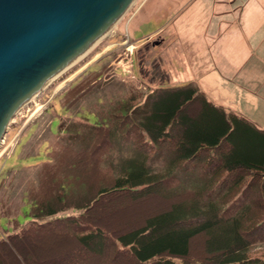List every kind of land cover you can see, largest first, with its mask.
Returning <instances> with one entry per match:
<instances>
[{"label":"trees","instance_id":"obj_1","mask_svg":"<svg viewBox=\"0 0 264 264\" xmlns=\"http://www.w3.org/2000/svg\"><path fill=\"white\" fill-rule=\"evenodd\" d=\"M93 112L49 126L23 207L0 202V264H264L251 253L264 243V128L195 84L131 88Z\"/></svg>","mask_w":264,"mask_h":264},{"label":"rangeland","instance_id":"obj_2","mask_svg":"<svg viewBox=\"0 0 264 264\" xmlns=\"http://www.w3.org/2000/svg\"><path fill=\"white\" fill-rule=\"evenodd\" d=\"M239 3L257 6L253 0H134L105 37L15 115L0 145V202L20 211L26 186L47 159L54 137L49 126L56 133L61 118L69 115L93 121L102 97L120 99L131 88L149 93L157 87L195 84L220 104V76L232 49L223 44V36L232 34L238 22L231 19L230 5ZM222 44L227 55L218 51ZM231 63L236 67L234 60L229 67ZM99 73L100 79L65 110L61 104L70 87ZM251 253L264 254V243Z\"/></svg>","mask_w":264,"mask_h":264},{"label":"water","instance_id":"obj_3","mask_svg":"<svg viewBox=\"0 0 264 264\" xmlns=\"http://www.w3.org/2000/svg\"><path fill=\"white\" fill-rule=\"evenodd\" d=\"M134 0H0V143L15 115Z\"/></svg>","mask_w":264,"mask_h":264},{"label":"crops","instance_id":"obj_4","mask_svg":"<svg viewBox=\"0 0 264 264\" xmlns=\"http://www.w3.org/2000/svg\"><path fill=\"white\" fill-rule=\"evenodd\" d=\"M257 6L250 5L244 8L230 5L234 24L231 39H225L223 44L230 43L229 55L223 51V44L218 51L227 55L225 60L235 61L236 67L228 63L222 69L220 76L221 98L219 105L230 108L245 116L259 127H264V0H253ZM230 2H222L228 5ZM223 15L227 17L225 9ZM234 15V16H233ZM237 15V17H236ZM236 19V20H235ZM206 93V89L203 90ZM210 98V96L208 97ZM212 100V98H210Z\"/></svg>","mask_w":264,"mask_h":264},{"label":"bare ground","instance_id":"obj_5","mask_svg":"<svg viewBox=\"0 0 264 264\" xmlns=\"http://www.w3.org/2000/svg\"><path fill=\"white\" fill-rule=\"evenodd\" d=\"M109 31H110V30H109ZM109 31H108V32H109ZM108 32H107V33H108ZM107 33H106V34H107ZM106 34H105V35H106ZM105 35H103L100 39H102L103 37H105ZM100 39H99V40H100ZM92 48H93V47H92ZM87 52H88V51H87ZM87 52H86V53H87ZM86 53H85V54H86ZM83 55H84V54H83ZM83 55H81L79 58H77L75 61H73L69 66H67V67H66L64 70H62L60 73H62L63 71H65L68 67H70V66H71L73 63H75L77 60L81 59V57H82ZM3 142H4V141L2 140V142L0 143V145H1Z\"/></svg>","mask_w":264,"mask_h":264}]
</instances>
